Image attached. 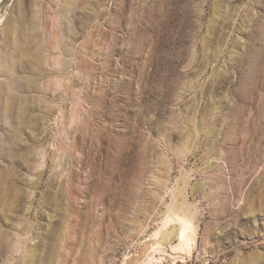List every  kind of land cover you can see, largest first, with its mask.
<instances>
[{
    "label": "rangeland",
    "instance_id": "obj_1",
    "mask_svg": "<svg viewBox=\"0 0 264 264\" xmlns=\"http://www.w3.org/2000/svg\"><path fill=\"white\" fill-rule=\"evenodd\" d=\"M0 264H264V0H0Z\"/></svg>",
    "mask_w": 264,
    "mask_h": 264
},
{
    "label": "bare ground",
    "instance_id": "obj_2",
    "mask_svg": "<svg viewBox=\"0 0 264 264\" xmlns=\"http://www.w3.org/2000/svg\"><path fill=\"white\" fill-rule=\"evenodd\" d=\"M93 177V176H92ZM98 187V185H96ZM111 193V192H110ZM110 195V194H109ZM123 209V208H122ZM178 234H176V232L173 231H168L165 234L162 235V244L163 245H170L171 241L174 240V238H176ZM185 233L183 232L181 234V239L184 238ZM178 238V237H177ZM161 240V239H160ZM187 242V240H186Z\"/></svg>",
    "mask_w": 264,
    "mask_h": 264
}]
</instances>
